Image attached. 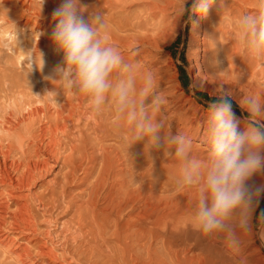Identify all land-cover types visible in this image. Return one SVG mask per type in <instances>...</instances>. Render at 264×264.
<instances>
[{
	"label": "bare ground",
	"instance_id": "1",
	"mask_svg": "<svg viewBox=\"0 0 264 264\" xmlns=\"http://www.w3.org/2000/svg\"><path fill=\"white\" fill-rule=\"evenodd\" d=\"M180 2L182 0H81L82 5L87 6V9H82L86 11L85 17L88 12L101 13L108 26L109 43L119 51H127L122 56L126 61L138 63L141 73L151 72L156 80V91L162 97L170 98L174 94L168 90L164 91L166 86H162L168 79L165 75V65L160 64L162 61L160 53L163 49L161 40L166 37L167 31L169 33L173 28L172 19L176 21L179 18L178 13L173 14L174 16H170V13L176 11L175 7L179 6ZM59 3L60 0H45L39 8L31 4L25 5L23 13L27 14L26 21L34 19V23L40 26L41 23H37L36 18L43 17L44 13L52 15ZM256 6L257 0H232L230 3L218 1L202 19V24L198 25L194 33L191 32L190 41L195 44V51L202 52L203 60L209 55L214 59L207 63L204 60V72L206 71L204 75L208 77L210 69H213L220 56L230 50L235 54L236 48L241 47L236 38L234 21L244 13L255 14L252 10ZM181 29L184 30V25ZM38 42L40 43V40ZM246 58L251 59L250 62H256L255 67L264 70V62L252 59L248 53ZM58 62L48 60L46 65L54 69L59 65ZM18 87L21 86L13 80L7 86L5 82L0 85V91L5 99L9 100L7 96L15 97L12 100L13 105L10 103L7 106V103L3 102L7 110L6 107L0 106L2 107L0 112H3V115L0 114V128L3 131L0 138V183L8 184L10 188L16 186L26 190L35 184L36 180H41L52 172L60 163L61 189L54 195L55 200L58 201L60 197H65L68 184L76 179V172L80 170L82 177L78 184L82 188L74 196L76 200L72 201V205L75 208L76 223L81 234L78 239L79 244L86 246L81 252L87 255L85 258L89 256L93 264L104 263H100L103 254H100L98 248L99 240L103 243L100 242V246L109 248L107 254L112 260H117V264L139 260L140 255L136 254L138 252H145L152 264H220L219 261L207 258L203 251L198 253L192 251L201 250L200 243L190 246L188 238H184L178 246L173 244L170 238L171 230L164 234L167 224L174 221L172 216L161 214L153 205H147L148 214L144 216L141 212L132 210L146 201L145 198L156 199L159 154L157 150H152L151 144L146 141L132 144L127 126L117 128L113 125L110 105L105 106L100 113H95L84 95H77L72 91L70 99L56 109L43 98L40 101L35 94L29 96ZM170 98L164 99V104H169ZM174 106H169L171 109L168 116L158 114L159 111L156 113V118L162 120L164 124H181L182 132L187 134H190V129H194L197 135V128L200 125L193 127V124L199 120L197 121L194 116H186V110ZM74 115H78L83 120L76 135L68 130ZM194 119L197 122H194ZM206 136L207 128L203 130L202 138L205 139ZM17 152L19 156L15 157ZM172 182L176 183V181ZM9 195L13 194L9 193ZM98 200L100 202L102 200L101 205L97 204ZM8 208V204H1L0 212H7ZM13 210V212L10 210L12 220L25 221L28 217L25 205H17ZM190 218L191 215L182 214L175 217V222L181 223L182 231H185ZM18 222L15 224H20ZM109 239L115 243L110 245ZM158 240L160 246L156 247Z\"/></svg>",
	"mask_w": 264,
	"mask_h": 264
},
{
	"label": "rangeland",
	"instance_id": "2",
	"mask_svg": "<svg viewBox=\"0 0 264 264\" xmlns=\"http://www.w3.org/2000/svg\"><path fill=\"white\" fill-rule=\"evenodd\" d=\"M218 1H227L230 3L232 0H214V4ZM29 4L39 8L41 0H0V85L5 82V86H7L10 81L13 80L21 86L18 87V89L23 90L27 95L32 96L35 94V97H38L40 101L43 98L52 108L57 109L65 104L66 100L70 99L72 91L66 89L61 81H52L49 79V77H53V68L46 65L47 61H59L60 63H58L61 64L63 60L61 56L63 53L57 50L50 37L55 21L51 13H44V18H36L37 23H41L40 26L34 23V19L26 21L27 14H24L23 11L25 5ZM181 5L182 2L179 3V6L175 7V9L177 8L178 10L176 9L174 12L171 11L172 13H170V16H174L173 14L178 13L179 18L177 20L175 19L176 21L172 19L174 24L173 28L170 29L169 33L167 31L166 37L161 40L163 49L160 53V60H162L160 64L165 65V75L168 79L162 86H166L164 87V91L168 90L174 94L171 98L167 96L163 98H170L171 104L167 103L169 106H174L176 104L174 107L186 110V116H194L197 121L199 120L197 122L194 119V122L196 121L197 123H194L193 127H196L198 124L200 126L197 128L198 136L195 135L194 129H190V134H187L182 132L181 124L176 125L174 123L165 124L164 132L167 134L170 128L171 134H182L189 138L192 141V156L204 161L207 158V153L210 148L206 139L207 136L205 139L202 138L203 130L208 127L209 102L215 99V96L219 94L223 86L225 89L231 91L233 95V110L237 117L243 119V117L247 115L239 106V102L243 97L254 95L260 99L261 103H264V72H262L264 70L259 68V71L258 67H255L256 62H250L251 59L246 58L247 51L241 46L238 49L236 48L235 54L230 50L226 54L220 56L217 61L215 60V66H213V69H210V74L208 73L211 77L209 75L208 77L204 75L206 71L204 72L205 67L203 66V62H211L214 59L209 55L205 57L207 59H204V61L203 57H201L202 52L195 51V44L190 41L189 36L192 34L191 32H195L194 30L197 29L198 25L202 24L203 18L194 16L193 19L196 21L194 27L191 23L185 24L184 19L186 18L180 15ZM256 7L253 8V13H256ZM182 25H184V30L181 29ZM39 40L40 43L38 42ZM126 52L125 50L120 51L121 54ZM42 59L44 61L43 68H41ZM218 61L224 64V72L218 71ZM43 79H45L46 82ZM53 89L55 92L59 93L58 96L53 92H49ZM2 97L3 93L0 91V99ZM7 97L10 101L4 97V101L3 98L0 100L2 101L0 102V106L2 105L3 108L6 107L5 110H7V106L12 103V100L15 99L14 96ZM7 100L8 102H6ZM176 100L177 102H175ZM3 102L7 103V106L6 104L4 105ZM165 104L161 107L163 109H160L159 113L157 112L158 114L161 113L162 116H168L170 113L171 107ZM235 109H237V112ZM2 110L4 111V109ZM0 114L3 115V112H0ZM76 117H78V115H74L71 124L68 126V130L74 133V135L77 134L76 131H78L79 127L83 124L82 118L78 117L77 119ZM240 127L241 130H243V123ZM2 135L3 131L0 128V138ZM169 151L174 152V146L166 144L164 149L161 148L157 150L159 154L157 182H159L156 199L150 200L148 198L149 200H147V198H145L147 202H141L142 204L139 206L137 205L135 210L131 207H128V209L130 208L134 212L139 211L144 216V214H148L147 207L150 205H153L155 208L157 207L156 209L161 214L172 216L174 219L173 222L167 224L164 230L165 232L163 231L166 235L167 231L171 230L170 233L172 234H169L173 244L178 246L180 241L184 238H188V244L190 246L195 243H200L201 250L193 249L192 251H194V253L203 251L207 258L219 261L220 264H264V223L254 219L252 221V229L248 232L237 228L236 235L240 241L238 247L229 246L225 238V233L207 237L193 227L192 216L197 205V191L195 188H193L194 191L190 189H181L178 187L177 183L172 182L177 181L179 178L180 164L175 159L174 155L171 157L167 155ZM17 156H19V152L16 153L15 157ZM59 167L60 163L54 167L55 171L53 170L45 177L41 178V180H36L35 184L31 185L32 187L30 186L26 190L23 188H20V190L16 186L10 188L8 184L0 183V203L3 205L8 204L9 207L7 212H0V221L2 220L0 222V264L92 263L89 256L85 258L87 255L81 253L86 246L79 244L80 240L78 239H80L81 234L78 231L74 212L75 208L72 205V201L76 200L74 196H76L82 188L81 185L78 184L82 177V172L80 170L76 172V179L68 184L69 186L65 190V197H60L58 201H56L54 195L61 189ZM261 179L264 178L258 177L257 182H264ZM16 188L18 189L16 190ZM28 189L30 190L28 191ZM8 192L12 193L14 196L9 195ZM14 201L18 202V204L16 203L17 205L26 206L28 214L25 220L26 223L24 220L15 221L16 219L12 220L13 218L10 217V210L13 212V208L17 206ZM97 204L101 205L102 200L101 202L98 200ZM261 210H264V197L260 200L259 207L257 208V215ZM182 214L191 215L185 231H182L181 223L175 222V217ZM9 218H11V220ZM3 220L5 222H3ZM12 221H14V223ZM17 222L20 224H15ZM108 238L110 237L108 236ZM100 242L103 244L102 241ZM100 242L98 240V248L100 249V254H103L100 257V263L117 264V260H112L110 255H108L109 248L103 245V247L100 246ZM111 242L112 241L109 242L110 245L115 243ZM158 243L159 240L155 245L156 247L160 246V243ZM81 246L82 248H80ZM101 250L103 253H101ZM136 254L140 255V261L137 260V262L133 260L131 262H135L136 264H152L145 252H138ZM104 255L109 257H104ZM146 259L149 260L147 261ZM131 262L126 261L125 263L132 264Z\"/></svg>",
	"mask_w": 264,
	"mask_h": 264
},
{
	"label": "clouds",
	"instance_id": "3",
	"mask_svg": "<svg viewBox=\"0 0 264 264\" xmlns=\"http://www.w3.org/2000/svg\"><path fill=\"white\" fill-rule=\"evenodd\" d=\"M213 4L214 0H182L180 15L194 27L193 17H206ZM82 9L87 6L81 0H60L52 12L55 25L50 37L63 60L49 79L84 95L95 113L110 105L113 125H126L132 144L143 140L152 150L174 146L167 155L180 164L178 187L197 191L193 227L207 237L225 233L229 246L238 247L237 228L248 232L254 219L264 223V210L257 215L264 197V182H257L264 178V103L254 95L243 97L239 106L247 115L241 119L233 110L231 91L222 86L208 104L210 148L201 161L192 156L189 138L171 134L170 128L165 134L164 122L156 118L165 100L156 91L154 75L141 73L138 63L126 61L109 43L101 13L87 11L85 17ZM234 24L238 43L252 59L264 62V0H257L255 14L244 13ZM217 69L224 72L222 62H217ZM49 92L59 95L54 89Z\"/></svg>",
	"mask_w": 264,
	"mask_h": 264
},
{
	"label": "trees",
	"instance_id": "4",
	"mask_svg": "<svg viewBox=\"0 0 264 264\" xmlns=\"http://www.w3.org/2000/svg\"><path fill=\"white\" fill-rule=\"evenodd\" d=\"M234 108H236V107H234ZM236 110V112H237V109H235Z\"/></svg>",
	"mask_w": 264,
	"mask_h": 264
}]
</instances>
